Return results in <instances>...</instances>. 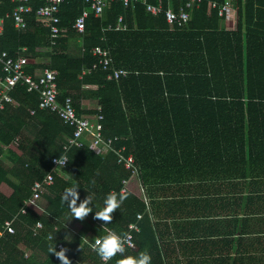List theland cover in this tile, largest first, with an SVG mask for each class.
Returning <instances> with one entry per match:
<instances>
[{"label": "trees", "instance_id": "16d2710c", "mask_svg": "<svg viewBox=\"0 0 264 264\" xmlns=\"http://www.w3.org/2000/svg\"><path fill=\"white\" fill-rule=\"evenodd\" d=\"M226 1L205 0L187 26L172 31L163 13L113 2L101 17L92 13L80 32L74 24L87 4L67 0L60 12L64 31L54 44L51 29L37 18L47 0L30 1L25 30L16 27L18 2L0 0V52L15 58L25 53L29 73L57 70L60 100L72 97L79 115L103 114L104 135L118 138L116 147L126 146L139 168L137 176L115 152L102 156L89 144L73 147L72 175L54 174L44 195L47 207L30 206L15 222L16 233L3 234L34 183L52 171L53 158L65 153L64 134L74 130L40 109L39 94L19 84L13 91L19 105L0 113V264H60L49 254L55 242L57 250L65 245L72 264H104L94 241L110 231L125 237L133 222L141 227L135 246L108 264L141 251L150 253L152 264H264V0H232L233 29L222 28L225 18L211 7ZM149 2L176 10L184 5ZM122 15L127 30H105ZM73 38L82 40L79 52L71 49ZM97 46L110 49L116 67L133 73L109 79L101 65L93 69ZM5 77L0 67V89ZM89 85L97 88L87 90ZM87 98L97 100L101 112L84 110ZM76 183L81 199L88 189L97 210L111 191L125 186L129 196L109 224L94 219V212L69 220L61 197ZM39 222L44 228L34 236ZM18 243L34 254L15 251ZM7 245L12 247L4 253Z\"/></svg>", "mask_w": 264, "mask_h": 264}, {"label": "built area", "instance_id": "2783aa9c", "mask_svg": "<svg viewBox=\"0 0 264 264\" xmlns=\"http://www.w3.org/2000/svg\"><path fill=\"white\" fill-rule=\"evenodd\" d=\"M18 6L14 11V18L16 27L20 30L27 28L26 14L33 11L30 5L31 0H15ZM67 0H47V3L37 10V18L51 29L52 42L56 44V40L62 36L64 29L60 26L61 23V6ZM205 0H184L179 10L172 6L166 8L163 4H152L149 0H85L87 7L83 10L80 16L77 17L74 27L84 32L86 29L87 19L94 13L101 17L105 10L113 2H122L125 6H135L138 3L146 5L147 10L154 15L165 14L170 30L182 28L188 25L192 20L193 12L200 8ZM212 8L219 9V15L222 18L229 19L233 16L234 5L232 0L226 1L220 5L217 2L211 3ZM128 23L122 15L119 17L115 25H110L105 30H127ZM4 33V20L0 18V37ZM95 56L99 58V63L95 64L93 69L99 65L104 70L108 71L109 79H120L133 73L126 68L116 67L114 57L111 50L97 46L93 49ZM28 58L24 54H19L17 58L11 56L7 51L0 52V67L2 72L6 74L5 81L0 89V113L4 111L9 105L18 106V101L13 96V91L19 85H26L29 92H36L39 94L40 109L49 110L59 116L63 122L73 127V133L68 135L64 143L65 153L62 156H55L52 160V171L48 173L44 179L37 180L32 187V194L24 201V206L19 213L12 219H8L4 223L3 234H15V222L20 219L21 215L28 213L30 206H41V200L44 198L45 192L49 186L55 182V173L65 170L68 167L70 157L69 152L73 147H83L89 144L90 147L99 155H107L115 152L118 156V163L125 165L129 170L138 176L139 168L136 163V158L132 154H127L126 146L120 148L116 147L118 138L106 137L104 135V115L97 116L79 115L77 108L74 105V99L67 97L64 101L60 100L61 90L58 84V71L49 67L42 68L35 73H29L27 70ZM91 71V70H90ZM101 112V108H98ZM31 114L36 113V109L30 110ZM67 159L64 166L58 164L57 161ZM128 180H124V185H127ZM123 190L127 191L124 186ZM147 200V198H146ZM148 201V200H147ZM44 209V208H42ZM144 217L143 214L138 215V220ZM44 228L43 222L37 223L33 227L34 236H38L40 231ZM141 231L139 222H133L129 225V230L125 236V250L135 246V234ZM53 239V235L49 236ZM65 248L63 243L58 244V248Z\"/></svg>", "mask_w": 264, "mask_h": 264}, {"label": "clouds", "instance_id": "9594fccd", "mask_svg": "<svg viewBox=\"0 0 264 264\" xmlns=\"http://www.w3.org/2000/svg\"><path fill=\"white\" fill-rule=\"evenodd\" d=\"M58 160V164L64 166L65 161ZM94 183V182H93ZM79 183L66 187L62 194V202L70 210V219L83 221L90 213L94 212L93 218L103 222V225L109 224L112 214L120 209L123 202L128 198L129 192L121 189L120 191H111L103 200V207L97 210L92 194L86 189L87 195L81 199ZM79 201V203H78ZM95 209V211H94ZM68 220V221H69ZM67 226V225H66ZM71 242V240H68ZM95 251L104 264H108L117 254L125 252V237L115 231H110L94 241ZM57 242L49 248V254H54L60 264H72L69 256L66 254L67 248L57 250ZM117 264H152V257L149 252L141 251L136 255L123 256L117 261Z\"/></svg>", "mask_w": 264, "mask_h": 264}, {"label": "crops", "instance_id": "0c3cea01", "mask_svg": "<svg viewBox=\"0 0 264 264\" xmlns=\"http://www.w3.org/2000/svg\"><path fill=\"white\" fill-rule=\"evenodd\" d=\"M234 26H235V23H234V16H229V19H224L223 21H222V28H226V29H233L234 28ZM170 31V30H169ZM172 31V30H171ZM170 31V32H171ZM152 43H154V44H157L158 43V41L157 40H153L152 41ZM81 45H82V40L81 39H79V38H73V39H71V49L73 50V51H75V52H79V50L81 49ZM23 54V53H22ZM24 55H26L25 53H24ZM97 87L96 86H94V85H89V86H86V89L87 90H94V89H96ZM82 108L84 109V110H86V111H94V110H96L97 108H98V102H97V100H95V99H91V98H87V99H85V100H83V102H82ZM86 116H92V115H90V114H87ZM32 129V128H31ZM33 130V129H32ZM33 132H34V130H33ZM26 133L27 134H29L30 136H31V134H32V131L30 132V129H26ZM64 138L66 139L67 138V135H65L64 134ZM6 163L8 164V165H11V162L10 161H8V160H6ZM61 176H64V177H70L71 175H72V172L71 171H69V173H68V169H65V170H61V171H59L58 172ZM45 201L46 202H48L46 199H45ZM47 205H48V203H47ZM47 205L46 206H43L42 208H46L47 207ZM41 206H42V204H41ZM12 246H10V245H7L5 248H4V253H6V248L7 249H10ZM14 248V250L16 251H22V252H24V253H26V257H28L29 255H32V254H34V251L31 249V248H29V247H27L24 243H18L15 247H13ZM16 248V249H15ZM16 257H20L19 255H16ZM4 259L5 260H9L8 258H6V257H4Z\"/></svg>", "mask_w": 264, "mask_h": 264}, {"label": "rangeland", "instance_id": "374dc122", "mask_svg": "<svg viewBox=\"0 0 264 264\" xmlns=\"http://www.w3.org/2000/svg\"><path fill=\"white\" fill-rule=\"evenodd\" d=\"M69 171H70V170H68V173H69ZM135 185L137 186V189H139L140 191L142 190V187H141V185H140V183H139L138 181L135 183ZM135 185H134V186H135ZM136 186H135V187H136ZM47 203H48V202L45 201V198H43V199L41 200L42 207H43V206H46Z\"/></svg>", "mask_w": 264, "mask_h": 264}]
</instances>
